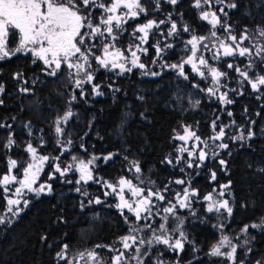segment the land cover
<instances>
[{"label":"trees","instance_id":"obj_1","mask_svg":"<svg viewBox=\"0 0 264 264\" xmlns=\"http://www.w3.org/2000/svg\"><path fill=\"white\" fill-rule=\"evenodd\" d=\"M224 2L234 3L236 7L225 8L227 16L221 14L222 24L231 27L238 36L246 31L249 36L246 44L251 49L250 55L238 59L231 68L226 60L220 64L226 71L222 85L230 103L204 93L211 76L207 80L200 79L189 69L186 81L177 79L171 71L158 73L154 78L142 77L138 70L114 76L90 55L89 71L94 78L77 88L76 79L69 75L66 65L51 76L45 72L43 63L31 54H17L0 61V85L3 86L0 92V181L9 172L12 160L17 161L15 171L21 176V169L27 163V147L39 145L40 129L53 118L71 111L67 133L73 141V149L59 157L65 169L72 155L84 160L100 156L95 180L116 183L119 178L127 177L139 187L163 190L166 199L185 188L195 190L199 199L215 192L216 186L229 183L233 212L227 230L237 233L244 226L264 219V85L258 89L251 87L252 81L264 76V51L257 55L256 50L257 47L264 49V36L260 35L264 30V0ZM146 5L156 20L177 19L205 36V43L219 40L211 36L214 28L200 17L193 0H180L175 4L149 0ZM219 31L223 32L221 26ZM160 41L161 36L154 32L144 58L146 64L155 56L156 61L159 60L155 44ZM126 42V39L118 40L120 46H126ZM17 43L15 32L11 35L10 47ZM100 52V47L92 48L95 55ZM183 53L178 45L163 58L170 63L177 62ZM238 65L247 72V79L241 71H236ZM34 77L37 79L32 81ZM82 78L83 74L77 77ZM95 84L102 95L94 90ZM178 84L195 93V102H191L189 96L182 102L174 100L173 88ZM213 121L216 131L223 128L225 136L222 140H213L210 159L203 166L194 163L188 167L189 161L181 158L180 141L175 136L188 126L201 137L210 139L214 134ZM27 123L37 128L33 135L28 133ZM42 134L51 141L46 131ZM241 136L243 139L239 138ZM9 138L13 143L6 147ZM221 144L227 147H219ZM51 153L49 168L42 179L51 186V191L28 195V204L22 213L2 218L7 199L0 184V220L4 221L0 223V264H67L68 260L57 256L65 244L68 245L66 253L76 259L80 252L92 250L96 245H112L129 233L130 224L125 217L134 222L133 216L115 208L114 196H107L102 185L93 182L77 184L74 167L61 176L55 171L58 153ZM169 160L172 163H168ZM195 160L198 161V157ZM133 162L140 167L139 173ZM213 173L215 180H212ZM177 180L185 183L177 184ZM84 191L87 196L82 194ZM96 197L103 199L101 203H89ZM194 204L198 209L194 216L182 209L176 214L196 219V222L187 221L190 231L187 237H194L195 243L187 242L181 252L154 243L144 264H157V260L163 264H264V231H251L252 249H238L234 262L227 258H210L211 245L218 238L213 227L218 217L207 213L202 202ZM160 220L162 217L157 216L156 222ZM167 221L168 232L174 233L175 217L169 215ZM150 232L146 231L148 237ZM96 251L104 261L113 256L107 248H96ZM128 264L137 262L129 260Z\"/></svg>","mask_w":264,"mask_h":264},{"label":"snow or ice","instance_id":"obj_2","mask_svg":"<svg viewBox=\"0 0 264 264\" xmlns=\"http://www.w3.org/2000/svg\"><path fill=\"white\" fill-rule=\"evenodd\" d=\"M170 3L175 4L177 0H169ZM205 4L211 3V0H204ZM217 3L223 4L224 0H217ZM157 4H159V0H157ZM196 7L201 6V0H196ZM228 7L235 8L236 4L231 3L227 5ZM127 9L123 15H117V11L119 9ZM84 9H88L87 12ZM91 9H102L103 13L107 14L105 18L100 20L98 24H93L92 16L93 13ZM145 12L144 7L140 3V0H110L109 3L101 2V0H0V59L6 58L9 55H13L17 52L25 51L31 52L33 56L39 58L43 61L44 65L51 69L48 72V75L55 76L57 72L61 69L62 64L66 65L67 69H69V75H73L71 70H75L76 76H81L83 74L82 79H76L75 85L77 88L81 86V84L88 82L90 83L93 80L92 72L89 71L91 68V63L89 61V56H93L95 61L99 66L104 68L111 69H119L121 73L132 70V67H139L141 69L145 68L143 63H138L139 57L137 56L136 51H131V60L130 64L132 67H126V63L128 62L127 57L119 51H109L110 47H114V45H103V57L97 56L92 53V48L96 47V44L87 45L86 38H95L97 35L103 36L105 31L112 40H115L116 37L113 35V28L119 29L121 24L126 22V17L136 18L140 13ZM220 12L226 17L227 13L224 12L223 8H220ZM211 16V20L209 21L213 28H215L218 24H220L221 28L225 32L229 33L227 37L232 41V44H226L223 41L220 42V48L223 49L224 56H233L236 54L238 50L239 56L243 57L245 55H250V49L247 47H241V43L243 40L249 39V36L245 33H242L239 40L237 36L231 35L229 27H226L224 24H221L220 19L217 17L215 12H203L202 18L205 20L209 19ZM160 23H164V21H160ZM100 24L105 26L104 31L101 30ZM157 26L155 21H148L146 24L138 27L136 31L143 33L144 35L140 37L141 41H146L148 37V30ZM82 29H88L90 31H82ZM10 30H18L19 32V45L15 49L9 50L7 48L8 36L10 34ZM188 31L187 28L184 29ZM176 31V24L173 22L171 24V32ZM15 35V32L12 33ZM261 36H264V30L260 33ZM211 36L215 37L216 32H211ZM206 39L205 37H196L193 36L191 40L188 41V44L192 45L191 52L192 55L185 61L187 64H191L192 69L194 71H198L196 63H194V58H196L197 51V42L203 41ZM170 47V45H169ZM203 47L207 48V45H203ZM146 51V50H145ZM160 49H157L159 53ZM264 49H258L257 55L260 54ZM264 60V58H262ZM125 61V62H119ZM35 62V61H34ZM200 65H207V61L203 58H199ZM230 68L233 65H228ZM172 68H177L178 65H171ZM250 67V65H249ZM180 74L183 75V64L179 65ZM211 74L214 78H219L224 73L217 71L215 68L210 69ZM236 71H240L239 68H236ZM158 73H152V75H157ZM20 74H18L19 76ZM200 75L203 76L204 73L200 72ZM242 76H245L247 79V72H241ZM264 85V76L257 77L256 82L251 84L253 89H257V85ZM98 87V86H94ZM27 92V89H24ZM209 92H212V89H208ZM0 92H3V86L0 85ZM83 94V92H81ZM100 94V93H97ZM75 99V96L72 97ZM221 99H224L221 97ZM230 103L231 101H227ZM197 103H199L197 101ZM231 115V113H228ZM72 116L71 111H67L63 117L57 120V126L55 128V132L57 134L62 133V128L59 127L60 120H64L65 122ZM213 129L215 130V121H213ZM185 135H178L176 138L181 141H186L188 138L194 137L195 133L190 132L187 128L185 129ZM225 136L224 129L221 128L219 133L210 137V139H220ZM199 140V137H195ZM243 139V136L239 137ZM13 143L12 139L9 138L7 146H10ZM202 143L207 147V141H202ZM219 147L226 148V144H221ZM27 151L32 154L33 163H29L27 167L23 170V178L18 179L17 176H9L4 175L0 184H3L4 191L8 192L9 189L7 185L16 182L19 184V187H16L14 190V195L17 197H21L23 195V191L26 189L28 192H32L33 184L36 181V175L41 170V165L49 159L48 156H37V149L34 148L31 144L28 145ZM179 152L184 153L188 152L191 156L194 153L190 152L187 148L181 147L178 149ZM206 157V153L203 149L200 150L198 154V159L203 161ZM95 159V158H94ZM91 163V161H89ZM168 163H172V161H168ZM221 164L224 161H220ZM17 162L15 160L10 161V165L12 168L16 167ZM133 166L137 173L140 172V167L133 162ZM188 167H192V164L189 162ZM73 166L68 165L66 169L63 171L59 167L56 166L55 171L59 172L61 176L65 174V171L71 169ZM80 171V179L76 182L77 184L93 180V174L88 169L87 165L84 164L83 161L79 164ZM213 179H215V173H213ZM119 199L120 204L118 207L121 209H127L129 212L134 214L135 221H145L146 223L139 224L133 223L125 217L126 222H128L131 227L129 228V234L120 238L119 243L122 245V248H117L115 243L113 245H96L92 250H88L86 252L78 253V257L80 260H84L87 264L88 261L91 264H128L129 260H135L137 264H144L143 257L150 256L151 248L153 244H163L171 249L182 250L183 242L182 239H175L174 241L171 239L170 235H165L168 232V229L165 227L164 223L159 225V228H153L151 223H147L153 215V209L156 208V204L153 201V197L156 200L163 201L165 200V196L161 194L160 190L153 191L151 189L147 190V195H144L143 189L140 187L134 186L130 180L120 179L119 180ZM177 184H183L185 181L177 180L175 181ZM125 186L131 192L132 196L137 197L138 199L134 202H129L123 195ZM45 185H40L37 189H35L36 193L45 191ZM107 187L112 188V191L115 193L116 188L112 184H107ZM48 191H51V186H47ZM167 187H165L164 191H167ZM77 191L80 192L81 189L77 188ZM84 196H87L88 193L86 191L82 192ZM106 195L108 193H105ZM195 190L189 192L187 188L183 189L182 195L177 193L179 199V207L184 208L188 207V200L190 196H195ZM7 206L8 211L13 212V206H19L21 203L20 199H12L7 198ZM205 200L211 201L212 196L208 195L204 197ZM101 203V201L97 198L95 201L89 200V203ZM24 206L26 207L28 204L27 200L23 201ZM171 205V200L168 201ZM83 207V204H82ZM215 208L216 211H219L220 208H227L228 213L230 214L232 209L227 207V201H223L217 207L214 203H210L208 206V211L211 212ZM22 211L19 207L16 208V211L13 212L14 215H18L19 212ZM163 212L168 213L170 215H175V205L170 207L163 208ZM143 214V215H142ZM159 215V212L156 213ZM163 220H167L168 217H163ZM177 219H179L177 217ZM3 220H0V223H3ZM253 228L264 227V219L261 220L260 224L251 225ZM248 226L246 225L242 231H247ZM146 230H150L152 232L151 239H145L138 235L140 232H144ZM173 232L176 229L172 230ZM159 232L160 234H156ZM180 237L184 236V233L181 231L179 233ZM225 243H230L227 237H223L218 245H214L211 251V255L220 256L226 255L229 259H235L236 248L232 247L231 252L221 253L220 249ZM147 244V250L143 251L141 255V246ZM68 245H64L61 252L57 253V256L61 259H65L66 251ZM96 248H107L111 252H115L116 255L110 258L108 261H104L103 258L99 256V253L96 251ZM134 249V255L126 256V252L128 250ZM67 264H74L73 261H67ZM157 264H162L161 261L157 260ZM259 264V262H258Z\"/></svg>","mask_w":264,"mask_h":264},{"label":"rangeland","instance_id":"obj_3","mask_svg":"<svg viewBox=\"0 0 264 264\" xmlns=\"http://www.w3.org/2000/svg\"><path fill=\"white\" fill-rule=\"evenodd\" d=\"M146 1H149V0H140V3L142 4V6L145 9V12L140 13L136 18H131L130 16L126 17L125 18L126 22L122 23L119 29H117L115 27L113 28V35L116 37L115 40H112V38L107 35L106 31H105V34L103 36L97 35L95 38H92V39L86 38V44L87 45L90 46L92 44H96V47H100L101 52L97 56L103 57V55H104V53H103V45L104 44L114 45V47H110L109 48V51H116V50L121 51L124 54V56L127 57L128 62H125V61H119V62H125L126 63V67H132V65L130 64L131 51H136L137 52V56L139 57L138 63H143L145 65V68L141 69L139 67H132V70L130 72L125 71L123 73H121L119 69H111L110 67L109 68L101 67V68L106 70V71H108V72H111V74H113L114 76H123V75L129 74V73L131 74V72H133L135 70H138L141 73L142 77H149V78H154L155 77V75H152V73H165V72L171 71V72L175 73L177 79H180V80H183V81L188 80L187 69H189L190 71L195 73L200 79L207 80L208 76H211V79L209 80L208 88L203 90L204 93L210 95L209 97L218 98L223 103H228L227 101H231V99L228 97L227 90H225L223 88V85H222V77L225 75L226 71H224L220 67V64L224 60L227 61V65H229V64L233 65L235 63L237 64L238 63V59H240L241 56H239L238 50H237L236 54L233 55V56H224L223 55V49L220 48L219 45H220L221 41H223L224 43L229 44V45L232 44V41L227 38L229 36V33L225 32L224 30H223V32H220L219 31L220 24H218L214 28V31L216 32V37H218V39H219L218 41H213L212 44L205 43L204 42L205 39L203 41H198L197 42V51H196V58H194V63H196L198 71H194L192 69L191 64L185 63V61L189 58V56L192 55V52H191L192 45L188 44V41L191 40L193 36H196L198 38L199 37H205V36L199 35L194 29H191L188 26L187 23H185L183 21L180 23L179 21H177V19L168 18V19L156 20L153 12H151L149 10L148 6L146 5ZM153 1L157 2V0H153ZM161 1L170 3L169 0H159V2H161ZM178 1H180V0H177V2ZM101 2L109 3L110 0H101ZM195 4H196V0H193V6L198 11V13H199L201 18H202L203 12H206V11L209 12V13L215 12L217 17L220 19L221 24H222V19H221V14L222 13L220 12V8H223L224 12H226L225 8L227 9V5H229L226 2H224L223 4L217 3V0H211V3H209V4H205L204 0H201V6L200 7H196ZM84 11H88V9H84ZM91 11L93 13L92 22H93L94 25L98 24L100 22V20L105 18V16L107 15V14L103 13L102 9H91ZM126 11H127V9L121 8V9H119L117 11L116 14L117 15H123V13L126 12ZM143 15L147 16L148 19L145 20L144 22H137V20L139 21V19ZM150 20L151 21H155L156 25H158V27L154 25V27L152 29L148 30L147 40L146 41H141L140 37L143 36L144 34L136 31V29L138 27L146 24ZM203 20L208 22V23H210L209 21L211 20V16H209L208 20H205V19H203ZM160 21H164V23H160ZM173 22L176 24V31L172 32V34L169 35V33L171 32V24ZM131 23H132V27L129 28V24H131ZM100 27H101V30L104 31L105 26L103 24H100ZM226 27H229V26H226ZM185 28H187L188 31H185L184 30ZM229 30L231 32V35L237 36V38L239 40L240 36H238V34H236L231 29V27H229ZM16 31H17V33L19 35L18 30H16ZM82 31H90V30L82 29ZM154 32H158L159 35L161 36V41L157 42L155 44V49L156 50L158 48L160 49V51L158 53V56H157L159 60L156 61V56H155V58H153L150 61V64H146L144 62V58H146V55H148V44L147 43L152 38ZM10 33H11V30H10ZM123 39L127 40L126 46H120L119 43H118V40L122 41ZM8 43H9V36H8ZM8 43H7V48L9 50L15 49L19 45V38H18V43L16 44V46L14 48H9L8 47ZM169 45H170V47H169ZM178 45L180 46V49L184 51V53L180 57V60H178L177 62H171V63L168 62V61H165L163 57L169 52L170 49H174V47H176ZM203 45H207L208 47L205 48V47H203ZM241 47L249 48L247 46V44H246V40H243V42L241 43ZM258 49H259V47H257L256 50H258ZM250 51H251V49H250ZM18 53L31 54L32 55L31 52H25V51L17 52L15 54H18ZM15 54H13V55H15ZM13 55H9L8 57L3 58V59L10 58ZM33 57H35V56H33ZM200 57H203L207 61V65L206 66L205 65H200V63H199V58ZM35 59L40 60L37 57H35ZM40 61L43 63L42 60H40ZM174 64L178 65V67L177 68L170 67L171 65H174ZM181 64H183V73H184L183 75L180 74L179 65H181ZM43 66H45L44 63H43ZM237 67L240 69L241 72H243V70H242L243 66L238 65ZM211 68H215L217 71L224 73V75H222L219 78H214L212 76V74H211V71H210ZM49 71H51V69L48 68L47 66H45V72L48 74ZM72 72L74 73L75 70H72ZM200 72H203L204 75L201 76ZM73 76H74L73 77L74 79H77V77H78V76L75 75V73L73 74ZM93 77H94V75H93ZM36 79H37V77H34L32 79V81H35ZM256 80L252 81L251 84L256 82ZM94 86H98V85L95 84ZM260 86H263V85H259L258 84L257 85V89ZM95 89H98V91H100L99 86L95 87L94 90ZM208 89H212V92H209ZM173 90H174L173 98L177 102H182L186 98V96L191 97V100H190L191 102H195V100H193V97H195V93H193L190 90H188V88L186 86L178 84V86L174 87ZM221 97H223L224 99H221ZM64 115L65 114H61V115L53 118V120L50 123L45 124V126L40 129L41 133L38 136V138L40 139L39 145L36 146V145L31 144L34 148L37 149V156L38 157L41 156V155L49 157V159L47 161H45L41 165V170L36 175V181L33 184V189L34 190L32 192H28L25 189L23 191V195L21 197H17V196L14 195V190H15L16 187H19V184L16 183V182H13V183L7 185V188L9 189V191L5 192L6 193V197L7 198L20 199L21 200V203H20L19 206H13V212H15L16 208L19 207L20 209H22V211H20L19 213H22L24 211V209H25L23 201L24 200L28 201V199H27L28 195H37L35 189H37L40 185H45L46 187H45V191L40 192L39 194L49 192L48 189H47V186H49L48 183L43 182L42 179H43L44 174L47 172V170L49 168V161H50L51 156H52L51 152L58 153V155L55 157V165L56 166L59 165V167L61 168L62 171L65 169L63 166H61V162H59V157L61 155L66 154L67 152H69V151H71L73 149V141H72L70 135L67 133V127H68L69 119L66 122L64 120H62V119L60 120L59 127L62 128V130H63L62 133L57 134L55 132V128L57 126V123H56L57 120L60 119L61 117H63ZM211 125H212V130H214L213 129V122H211ZM26 127L28 129V133H30L31 135H33V132L37 129L31 123H27ZM186 128L190 132H194L195 136L191 137V138H188L186 141H181V140L178 139L180 141L178 146H179V148H181V147L187 148L190 152H193L194 154L190 156L188 154V152H184V153L180 152L181 158L187 159L192 165L194 163H197L199 166H203L204 163L207 162L210 159V153L212 151L213 139H205V138L201 137L197 133L196 130H192L188 126H186L181 133H178L177 136L178 135H185L186 134L185 133V129ZM43 131L47 132V134H48V136H49V138L51 140L50 142L48 141L47 137L42 134ZM219 131H216V128H215L214 134L211 137L216 136L219 133ZM177 136H175V137H177ZM195 137H199L200 139L197 140ZM222 139L223 138H220L219 140H222ZM202 141H207V145L208 146L206 147L202 143ZM201 149H203L205 151L206 157H205V159L203 161H200V160L196 161L195 159L198 157V154H199ZM99 157L100 156H94L91 159L84 160V159H82V158H80L78 156H73L72 155L70 160L68 161L67 166L68 165H72L75 168L76 173L78 175V180H79L80 179L79 164H80L81 161H83L84 164L87 165L88 169L93 174V180L88 181V182H93L96 185H102L103 189L108 193L107 196L113 195L114 198H115V208L118 209L122 214L128 213L129 215L133 216V219H134L133 223H139V224L146 223L145 221L136 222L133 213L129 212L127 209H121L120 207H118V205L120 204L119 195L117 194V193H119V189H120V185H119L118 182L122 178L126 179V180H129V178L121 177V178L118 179V181L116 183L108 182L106 180H101V179L100 180H95L96 179L95 178L96 177V167L98 165L97 159ZM89 161H91V163H89ZM29 163H33V160H32V154L28 152V158H27V163H26L25 167H27V165ZM16 168H18V163L16 164L15 168H12L11 165H10V170L5 175L17 176L18 179H22L23 178V170H24V168L21 169V172H22L21 176H19L16 173V171H15ZM2 179H3V177H2ZM2 179H1V181H2ZM212 180H215V179H213V177H212ZM107 184H112L116 188V192L114 193L112 191V188L107 187ZM132 184L134 186H137L134 182H132ZM229 185L230 184L227 183V184H223L221 186H216L215 187V192L206 194L205 196H208V195L212 196V200L211 201L205 200L204 199L205 196L202 197V198H199V199H197L198 195H195L194 198H193V196H190L189 200L187 202L189 206L188 207H184V208L179 207V199H180V197L177 196V193H180L182 195V192H180V191L176 192V193H174L171 196L170 199L169 198L166 199V196H165L163 190H161L160 192H161V194H163L165 196V200L160 201V200H156L155 197H153V201H154V203L156 204L157 207L153 209V215L150 218V220L147 221V223H151L153 228H156V229L159 228V225L161 223H164L165 227L167 228L168 221L167 220L166 221L165 220H160V221L156 222V217L158 216V217H162L163 218V217L166 216V217L169 218L170 214L163 212V208L175 205V215H174L175 224L173 225V227H174V229H176V231L174 233L167 232V233H165V235H170L171 239L173 241L175 239H177V238L182 239L183 249H184L187 242H189L191 244L195 243L194 237H187V235H189V233H190V231L188 229V226H187V224H188L187 221H191V222L195 221L196 222V219H194V218L188 219L189 216H187L186 214H184L183 216H179L176 213H177L178 210L182 209V210L190 211L189 213L192 216H194L196 214L197 210H198L196 208V205L194 204L195 201L202 202L203 205L205 206V210H206L207 213L213 214L214 216L216 215L218 217L217 220H215L214 223H213L214 230L216 231V233H218L217 234L218 238L211 245V248H210V251H209L210 258H220V259H226L227 258L231 262H234L235 259L234 260L229 259L226 255H220V256L211 255L210 253L212 251L213 246L214 245H218V243L221 241V239L223 237H227L228 241L230 243H225L221 247L220 251H221V253H225L226 254L228 252H231L232 247H235L236 248L235 258H236V254H237V250L238 249L243 248V250H246V251H249V250L252 249V243L251 242H252L253 238L251 236V231H257V232L258 231H264V227H259V228L251 227V225H253V224H260L261 223V221H260V222H257V223H253V224L247 225L248 229H247L246 232L242 231V229H244L245 226L237 233H231V232H229L227 230V223L229 222L228 221L229 220V216L233 212L232 198L230 197V190L228 189ZM2 186H3V188L5 187L3 184H2ZM137 187H139V186H137ZM140 188L145 190L144 191V195H147V190H149V189L142 188V187H140ZM189 192H191V191L189 190ZM123 195L125 196V198L127 200H129V202H134L135 200L138 199L137 197L132 196L131 192L128 190V188L126 186L124 188ZM97 198L100 201L103 200V199H100V197H96V199ZM169 200H171V202H172L171 205L168 203ZM223 201H227V207L232 209L230 214L228 213L227 208H220L219 211H216L215 208H214L213 211H211V212L208 211V206H209L210 203H214L218 207L219 204L222 203ZM13 212H9L8 211V206H7L6 211L2 213V218L3 219H8V218H11L12 216H15L13 214ZM157 212H159V215L156 214ZM171 216H173V215H171ZM177 217L179 218V220L177 219ZM130 227H131V225H130ZM146 231L140 232V233H138V235L141 236V237H144L145 239H151L152 238V232H150V235L148 237L146 235ZM181 231L184 233L183 237H180V235H179V233ZM128 234H126V235H128ZM156 234H160V233L157 232ZM119 240L114 242L115 246L117 248H122V245L119 243ZM147 246H148L147 244L141 246V255H142L143 251L147 250ZM182 250H178V251L181 252ZM134 254H135L134 253V249L133 250H128L126 252V256L134 255ZM115 255H116V253L113 252V256L112 257H114ZM66 257H67L68 261H73L74 264H86V262L84 260H80L79 257H77L76 259L71 258L68 255V253H66ZM142 258H143V260H145L146 257L142 256ZM87 264H91V262L88 261Z\"/></svg>","mask_w":264,"mask_h":264},{"label":"flooded vegetation","instance_id":"obj_4","mask_svg":"<svg viewBox=\"0 0 264 264\" xmlns=\"http://www.w3.org/2000/svg\"><path fill=\"white\" fill-rule=\"evenodd\" d=\"M143 17H146L145 20L148 19V17L145 16V15H143L140 19H142ZM140 19H139V20H140ZM137 21H138V20H137ZM13 31L17 33L16 30H11V33H10V35H9V43H8V47H9V48H11V47H10V39H11V35H12ZM17 35H18V33H17ZM18 38H19V35H18ZM149 41H150V40H149ZM148 43H149V42H148ZM148 43H147V44H148ZM13 48H14V47H13ZM18 54H23V53H18ZM15 55H17V54H15ZM15 55H13L12 57H14ZM23 55H26V54H23ZM12 57H10V58H12ZM10 58H7V59H0V61H1V62H4V61H6V60H9ZM39 61H40V60H39ZM109 73H111V72H109ZM148 78H149V77H148ZM95 91H96V93H100V94H98V95H102L101 91H98V89H95Z\"/></svg>","mask_w":264,"mask_h":264}]
</instances>
